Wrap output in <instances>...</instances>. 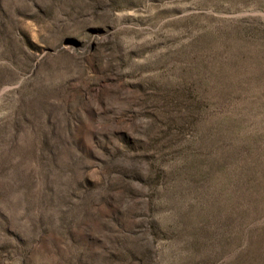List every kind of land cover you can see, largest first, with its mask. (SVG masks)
Here are the masks:
<instances>
[{
  "label": "rangeland",
  "instance_id": "374dc122",
  "mask_svg": "<svg viewBox=\"0 0 264 264\" xmlns=\"http://www.w3.org/2000/svg\"><path fill=\"white\" fill-rule=\"evenodd\" d=\"M0 264H264V0H0Z\"/></svg>",
  "mask_w": 264,
  "mask_h": 264
}]
</instances>
